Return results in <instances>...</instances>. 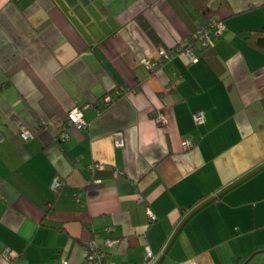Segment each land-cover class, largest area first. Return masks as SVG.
Listing matches in <instances>:
<instances>
[{
  "label": "crops",
  "instance_id": "0c3cea01",
  "mask_svg": "<svg viewBox=\"0 0 264 264\" xmlns=\"http://www.w3.org/2000/svg\"><path fill=\"white\" fill-rule=\"evenodd\" d=\"M102 1L119 27L90 43L60 0H0V263L87 264L97 234L118 240L115 264H145L148 248L156 264L264 253L240 248L264 231V52L246 41L264 0H209L225 26L196 61L179 48L196 40L197 0ZM76 107L87 128L69 124Z\"/></svg>",
  "mask_w": 264,
  "mask_h": 264
},
{
  "label": "built area",
  "instance_id": "2783aa9c",
  "mask_svg": "<svg viewBox=\"0 0 264 264\" xmlns=\"http://www.w3.org/2000/svg\"><path fill=\"white\" fill-rule=\"evenodd\" d=\"M200 33L202 34V40L205 44H213V38L211 37L210 34H205L203 33V31H200ZM160 52L162 55H165L166 57H169L168 52L166 51L165 48H161ZM189 56L190 59L192 61L196 60V56L189 51ZM144 63L151 69H155V64L149 60H145ZM122 92L121 91H117L115 93V95L111 94V95H107V97H105V106H109L114 100H115V96L120 95ZM87 107V106H86ZM86 107H76L74 108L71 112H69L68 115V122L71 126H75L79 129H84L87 128L89 126V120L86 117ZM158 121L162 122L165 121L163 119V117H159L157 118ZM194 119L196 121L197 124L200 123H204L206 121V116L204 111H198L195 115H194ZM35 133L32 131H24L21 134H19V138L23 141H29L32 140L33 138H35ZM70 134L68 131H62L61 133V138L63 141H66L70 138ZM5 140V135L3 133V131L0 128V142ZM194 145V140L191 138H187L186 140H184V147L185 148H190ZM64 185L63 181L60 178H57L53 184V188L55 190H59L62 186ZM149 215L151 216L152 221L156 220L157 217L156 215L151 211V209H149ZM114 227H110L108 228L109 230H112ZM172 239L171 238L167 241V243L164 245L162 254L166 251V249L168 248L170 241ZM118 240L115 238H108V237H104L101 234H97L94 236V238H92L87 244H86V252H87V264H115L114 262H111L109 260V251L106 249V247H114L116 246ZM159 257V256H158ZM156 254L150 249L148 248V252H147V261L145 262V264H156L157 258ZM4 258L5 260L8 262L11 258V251L10 249H6V251L4 252ZM1 264V263H0ZM7 264H10L9 262ZM65 264H70L69 262H65Z\"/></svg>",
  "mask_w": 264,
  "mask_h": 264
},
{
  "label": "water",
  "instance_id": "95a60500",
  "mask_svg": "<svg viewBox=\"0 0 264 264\" xmlns=\"http://www.w3.org/2000/svg\"><path fill=\"white\" fill-rule=\"evenodd\" d=\"M64 10L68 15L79 23L80 30L85 35L89 36V42L94 43L101 41L106 36L110 35L119 27L118 21L114 15L107 11L102 0H60ZM222 196V193L217 197L209 200L198 209H196L191 217L195 215L201 208L217 200ZM169 251V250H168ZM168 251L162 257L158 264H162L166 258ZM248 261L245 263L247 264Z\"/></svg>",
  "mask_w": 264,
  "mask_h": 264
},
{
  "label": "trees",
  "instance_id": "16d2710c",
  "mask_svg": "<svg viewBox=\"0 0 264 264\" xmlns=\"http://www.w3.org/2000/svg\"><path fill=\"white\" fill-rule=\"evenodd\" d=\"M219 1L221 5L229 6L228 0H219ZM195 5H196L197 13L201 19V24L199 25L195 33L196 40L190 41L189 43L188 42L181 43L179 48L180 51H185L187 52L188 55H189L188 53L189 51H191L194 54L192 50L193 48L192 46H197L198 48L200 47L201 49H206L211 46L210 44L207 45L203 42L201 36L202 34L200 33V31H203V33L205 34H210L214 42L217 38L221 36V32L219 31V29L225 26L223 19H219V20L217 19L218 10L214 9L211 5H209V0H197ZM246 41L250 46L264 52V27L260 29L249 30L246 35ZM166 51L168 52L169 58L174 56V54L170 56V52L167 49ZM160 55L166 57L165 55H162L161 52ZM200 200H203V198ZM200 200L196 201V203L193 206L198 204Z\"/></svg>",
  "mask_w": 264,
  "mask_h": 264
},
{
  "label": "rangeland",
  "instance_id": "374dc122",
  "mask_svg": "<svg viewBox=\"0 0 264 264\" xmlns=\"http://www.w3.org/2000/svg\"><path fill=\"white\" fill-rule=\"evenodd\" d=\"M252 234L254 235H248L247 237H244L240 240L241 249L243 250L252 249L254 247L253 244L259 243L260 241L264 240V231L259 234L258 233H252ZM237 243H238L237 241H234L233 243H226L225 246L222 248L223 252L225 254L228 253L230 255L234 247H237ZM257 251L259 250L254 251V253H256ZM254 253H252L250 257H252ZM262 257L264 258V253H260L256 255L247 264H262L259 262ZM249 258L246 261L242 262L241 264H245L249 260Z\"/></svg>",
  "mask_w": 264,
  "mask_h": 264
}]
</instances>
